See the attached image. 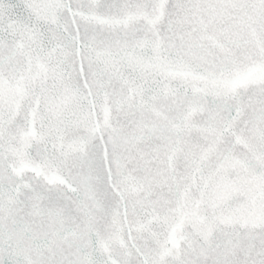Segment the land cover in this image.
Instances as JSON below:
<instances>
[{"label": "snow or ice", "instance_id": "snow-or-ice-1", "mask_svg": "<svg viewBox=\"0 0 264 264\" xmlns=\"http://www.w3.org/2000/svg\"><path fill=\"white\" fill-rule=\"evenodd\" d=\"M0 264H264V0H0Z\"/></svg>", "mask_w": 264, "mask_h": 264}]
</instances>
